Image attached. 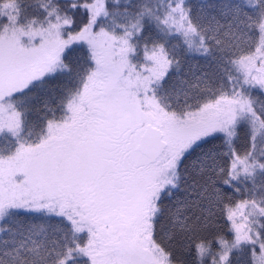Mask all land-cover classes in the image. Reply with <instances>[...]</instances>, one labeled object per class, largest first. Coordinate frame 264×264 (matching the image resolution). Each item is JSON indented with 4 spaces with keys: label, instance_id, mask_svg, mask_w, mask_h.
Listing matches in <instances>:
<instances>
[{
    "label": "snow or ice",
    "instance_id": "6c2138e0",
    "mask_svg": "<svg viewBox=\"0 0 264 264\" xmlns=\"http://www.w3.org/2000/svg\"><path fill=\"white\" fill-rule=\"evenodd\" d=\"M0 264H264V0H0Z\"/></svg>",
    "mask_w": 264,
    "mask_h": 264
}]
</instances>
